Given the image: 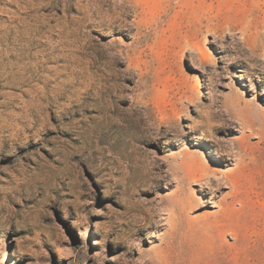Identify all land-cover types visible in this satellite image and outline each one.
I'll return each mask as SVG.
<instances>
[{"label": "rangeland", "instance_id": "obj_1", "mask_svg": "<svg viewBox=\"0 0 264 264\" xmlns=\"http://www.w3.org/2000/svg\"><path fill=\"white\" fill-rule=\"evenodd\" d=\"M0 264H264V0H0Z\"/></svg>", "mask_w": 264, "mask_h": 264}, {"label": "bare ground", "instance_id": "obj_2", "mask_svg": "<svg viewBox=\"0 0 264 264\" xmlns=\"http://www.w3.org/2000/svg\"><path fill=\"white\" fill-rule=\"evenodd\" d=\"M190 179L192 180H197V178L195 176H193V178L191 177ZM201 180V179H200Z\"/></svg>", "mask_w": 264, "mask_h": 264}]
</instances>
